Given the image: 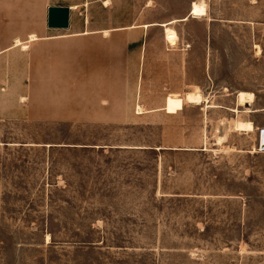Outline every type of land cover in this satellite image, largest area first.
I'll use <instances>...</instances> for the list:
<instances>
[{
	"label": "rangeland",
	"instance_id": "1",
	"mask_svg": "<svg viewBox=\"0 0 264 264\" xmlns=\"http://www.w3.org/2000/svg\"><path fill=\"white\" fill-rule=\"evenodd\" d=\"M53 5L141 27L119 124L39 118L85 105L30 60ZM263 128L264 0H0V264H264Z\"/></svg>",
	"mask_w": 264,
	"mask_h": 264
},
{
	"label": "crops",
	"instance_id": "2",
	"mask_svg": "<svg viewBox=\"0 0 264 264\" xmlns=\"http://www.w3.org/2000/svg\"><path fill=\"white\" fill-rule=\"evenodd\" d=\"M67 6L70 9L75 7ZM133 25L140 26L141 24ZM139 28L141 27L130 28V25H115L92 30L85 27L73 30V26L70 24L68 29H50L46 23V26L40 29V33L36 34L38 39L28 42V48L30 44L32 46L30 60L31 62L45 61L47 63L48 71H51L50 74H52L47 76V80H52V86L54 80L60 79V76L57 78V73L66 69L67 73L61 78L67 79L65 82L68 81V87L74 91V94L78 90L79 100L83 101L85 105L77 106V99H75L74 101L70 100L69 106L64 107L63 104L66 99L61 97L60 108H55L53 106L55 104H53L51 112H38L39 118L57 117L68 120H91L105 124L108 121H117L116 124H119L126 119L129 110L128 98L130 97V82L126 78L129 77L130 66L136 55L129 53V48L132 44L136 45L138 40L135 38L136 30ZM55 31L69 33L58 35ZM64 46L68 48L67 55L62 56V53L54 52L55 47ZM27 50L25 51L27 52ZM62 57L67 60V66L60 64V62L63 63ZM31 71L34 78L31 87L37 86L34 83L35 80L39 87L43 80L38 75L40 71ZM88 79H91L89 81L93 86L91 88L93 89L92 94L87 92L89 95L85 93L86 89L90 87ZM102 79L106 80L105 86H107L104 93L100 87ZM115 86L117 90L114 89ZM52 102H55L54 97ZM90 103L92 106L98 107H89Z\"/></svg>",
	"mask_w": 264,
	"mask_h": 264
},
{
	"label": "bare ground",
	"instance_id": "3",
	"mask_svg": "<svg viewBox=\"0 0 264 264\" xmlns=\"http://www.w3.org/2000/svg\"><path fill=\"white\" fill-rule=\"evenodd\" d=\"M76 9V7H74ZM32 39L36 38V35H31ZM206 99V98H205ZM204 96L200 89L192 90L186 94V101L189 103H202L204 102ZM206 102V101H205ZM233 112L239 113L238 109H231ZM233 129L237 132L251 133L255 131V127L252 121L237 119L233 125ZM258 147L264 151V128L259 131ZM259 149V148H258Z\"/></svg>",
	"mask_w": 264,
	"mask_h": 264
},
{
	"label": "water",
	"instance_id": "4",
	"mask_svg": "<svg viewBox=\"0 0 264 264\" xmlns=\"http://www.w3.org/2000/svg\"><path fill=\"white\" fill-rule=\"evenodd\" d=\"M71 9L69 6H49L47 9V27L50 29H68ZM264 148V147H263Z\"/></svg>",
	"mask_w": 264,
	"mask_h": 264
}]
</instances>
